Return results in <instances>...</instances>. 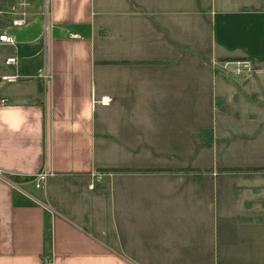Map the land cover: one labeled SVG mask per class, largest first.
Listing matches in <instances>:
<instances>
[{"label":"crops","instance_id":"1","mask_svg":"<svg viewBox=\"0 0 264 264\" xmlns=\"http://www.w3.org/2000/svg\"><path fill=\"white\" fill-rule=\"evenodd\" d=\"M22 1L0 0V264H264V169L178 174L162 131L206 101L193 149L264 138V0H25L13 26ZM204 184L249 222L153 241L148 199Z\"/></svg>","mask_w":264,"mask_h":264},{"label":"rangeland","instance_id":"2","mask_svg":"<svg viewBox=\"0 0 264 264\" xmlns=\"http://www.w3.org/2000/svg\"><path fill=\"white\" fill-rule=\"evenodd\" d=\"M207 105L209 111L210 104L206 101L202 104L205 109H207ZM201 110L206 111L203 108ZM208 111H206L207 115L203 112V116H200L201 119L195 117L191 120L188 117H178L177 127H173L171 131L162 130L163 132L167 131L163 135L171 137L172 144L177 145L180 149H185L173 152V163L179 165V161H185V164L188 165L184 170L178 169L175 171L176 173L194 176L203 174L234 175L245 173V170L249 169L231 170L230 167L238 168L264 163V138L257 144L249 134L241 136L231 134L230 137L232 139L237 137V140L227 141L225 148L220 150L193 149L197 144L194 126L201 120L208 121L210 117ZM202 137L210 139L211 135L206 133ZM259 138L261 137L259 136ZM142 200L145 201L146 198H142ZM148 201L156 207L157 214L146 212L137 218L145 223L142 224L145 226L143 228H153L151 239L157 242L199 240L198 235L190 232L198 225L205 227L214 223L249 222L244 219V216L236 214L238 204L234 193L229 190L217 191L209 184H204L201 187L173 185L172 190L162 187V192L157 191Z\"/></svg>","mask_w":264,"mask_h":264},{"label":"built area","instance_id":"3","mask_svg":"<svg viewBox=\"0 0 264 264\" xmlns=\"http://www.w3.org/2000/svg\"><path fill=\"white\" fill-rule=\"evenodd\" d=\"M21 7L23 8L20 12H16L12 18V25L13 26H23L25 24H27L29 16H28V11L25 9V7L28 5V3L24 0L21 2ZM73 36H76L75 34H73ZM14 39L9 36L7 33H5L4 31H0V42H6V43H11L13 42ZM7 63L8 64H17V58L15 56H9L7 58ZM241 63V62H240ZM241 72L240 69H238V73ZM19 77L18 74H10L8 76H6L5 78L8 80H16ZM49 173L45 170H42L40 172H38L33 180L35 182L36 187L38 188H44L47 178H48ZM43 264H51L50 259H46Z\"/></svg>","mask_w":264,"mask_h":264},{"label":"trees","instance_id":"4","mask_svg":"<svg viewBox=\"0 0 264 264\" xmlns=\"http://www.w3.org/2000/svg\"><path fill=\"white\" fill-rule=\"evenodd\" d=\"M244 59H247V58H235V59H228V60H244ZM258 59L259 60H264V57H260ZM229 169H231V170H239V169H242V168H229ZM248 169H254V170L258 169L259 170V169H264V167H252V168H248ZM113 170L116 171L118 169H113ZM181 170H183V169H181ZM191 170H193V169L191 168Z\"/></svg>","mask_w":264,"mask_h":264}]
</instances>
